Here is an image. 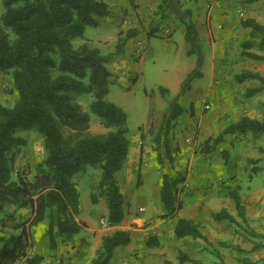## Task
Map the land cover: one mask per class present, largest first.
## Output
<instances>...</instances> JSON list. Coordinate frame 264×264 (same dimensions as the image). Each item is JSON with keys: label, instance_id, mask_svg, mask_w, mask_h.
<instances>
[{"label": "trees", "instance_id": "16d2710c", "mask_svg": "<svg viewBox=\"0 0 264 264\" xmlns=\"http://www.w3.org/2000/svg\"><path fill=\"white\" fill-rule=\"evenodd\" d=\"M257 1L260 0H247V3ZM3 4L4 11L0 17V72H7L11 76V93L16 95V99L13 105L0 102V213L13 206L17 210L29 208L33 216L29 227L23 222L15 226L18 230L16 233L0 235V264H18L22 259L23 264H43V254L28 255L32 228L43 226V235L52 251L75 238L82 228L76 220V216L82 212V205L73 177L88 166L101 170L98 189L107 202L109 224L120 225L125 218V196L118 174L129 156L128 115L121 106L106 99L113 75L108 63L124 52L126 43L138 35V30L129 28L126 35L124 30L120 31L115 50L104 54L88 41L75 47L74 40L84 39L86 27L97 26L100 17L112 15L108 0H3ZM241 24L248 30L247 38L241 43L242 55L264 61V24L253 18H243ZM186 39L191 45L199 42L191 22L187 23ZM252 49L262 53L253 52ZM199 64L202 65V61ZM195 74L194 71L189 73L180 96ZM250 79L258 80L261 84L249 88L247 97L264 90V75L261 73L245 70L235 75L238 83ZM159 92L163 97L170 98L167 88L160 86ZM83 93L92 94L91 111L101 118L105 126L113 128L106 136L88 134L76 140L65 137V127L82 132L89 126L90 114L82 109L76 99ZM172 102L162 130L153 138L156 162L160 168L166 169L160 186L164 217H175L183 207L178 189L186 179L176 168V160L182 151L178 153L173 149L171 140L166 137L168 128L185 112L178 98ZM31 129L42 136L47 152L32 177L25 171L14 172L15 157L27 144L19 131ZM248 132L258 138L262 136L264 120L243 116L229 124L217 138L206 139L202 153L210 155L214 152L211 141L218 143L228 134ZM261 151L264 153L263 147ZM251 161L257 162L258 159ZM227 195L234 199L241 221L248 223L246 205L239 189L231 188ZM93 200L96 202L98 199L94 196ZM212 217L216 221L227 220L236 227L243 226L226 208L214 212ZM1 223L4 221L1 220ZM236 231L250 240L253 247L248 250L228 241L220 242V247L245 254L237 259L241 264H258L259 260H253L247 254L264 248V233L251 226H247L244 233L238 228ZM174 232L178 238L192 236L202 239L212 247V250L208 247H204V250L220 259L217 264H225L222 253L194 220L178 218ZM130 242L131 233L128 230L117 229L105 235L90 264H113L117 248ZM148 243L159 245L155 239ZM179 261L205 264L183 251L180 252ZM261 261L264 264V259ZM58 264L64 263L59 261ZM166 264L173 263L168 261Z\"/></svg>", "mask_w": 264, "mask_h": 264}, {"label": "rangeland", "instance_id": "374dc122", "mask_svg": "<svg viewBox=\"0 0 264 264\" xmlns=\"http://www.w3.org/2000/svg\"><path fill=\"white\" fill-rule=\"evenodd\" d=\"M222 1L225 0H164L162 8H160L155 18H153V23L148 25L146 29H148L149 32L154 29L163 32L166 28L173 29V26H176V21L194 23V17L198 14L207 23L214 21V25L218 26V32H222L225 30L226 25L221 19V15H223ZM227 2L228 7L232 8L233 11L237 8L239 9L246 6L245 4L247 3V0H227ZM0 10H4L3 0H0ZM238 14L239 13H236V16H238ZM158 20H160V23H163L162 28L160 27ZM171 22L175 23L171 24ZM124 31L126 35V30ZM107 32L115 35L116 25H113L110 29H106L102 25H88L85 29V38L75 39L74 45L75 47H78L83 42L88 41L91 45L99 47L102 53L109 54L115 50L116 42H113V37L111 36L105 37ZM134 39H132V41ZM221 39H223V37L221 38V35L215 36V34H213L214 44L212 42L211 44H201V42H196L195 45H192L191 47V54L186 55L182 52V45L186 44V42L182 38V31L177 29L172 31L171 35L163 34L152 36L150 39L147 38L142 44L141 52H137L136 47L138 42L142 41V39L136 41L133 52L131 50L133 44H129L128 41L124 52L120 54V56L122 55L121 57L124 58V61L115 63V61H117L115 60L116 56L108 63V67L113 72V75L111 77L109 93L107 94L106 99L116 103L126 111L128 115L127 126L129 130V140L137 139V146H148L153 149L156 147L153 138L158 131L162 130L165 122L164 119L166 118L169 109H171L173 104L172 101L174 100V98L163 97L159 92V87H166L171 80L176 79L178 76L183 75L184 71L196 66L194 69L196 74L191 78L188 87H185L183 95L179 96L180 103L185 108L187 114H182V116L177 118L174 121V124L171 125L166 132V137L171 140L172 148L177 150L178 153L182 151L181 153L183 154L181 145L191 146L188 148V152L185 155H180L176 160V168L181 170L186 179V176L189 174L191 163V156L189 155L193 150H196V153L199 152L201 154L206 146V144H204L206 135L201 134L200 137V133L203 130H206L207 133H211L212 138H217L218 135L230 124L229 118L233 115V108L229 109L227 103L222 100L225 95L223 94V92H225L223 86L225 85L227 90L229 87L239 90V86L237 85L233 74L237 71L239 65L241 66V62L239 61L241 50L239 41L236 43L234 42L232 46L229 47L230 50H228V52L232 53L233 57L232 59H226L223 57L224 53ZM209 56H212L213 59L210 66ZM199 61H202V65L199 64ZM221 65L222 68H227L226 70L229 72L224 78V85L218 87L215 92L209 91L210 94H205L208 93V85L212 81L208 74L219 70V68L221 69ZM238 70H240V68ZM203 71H207L208 74L204 75ZM12 87L13 83L9 73L0 72L1 103L5 105H13L16 95L11 93ZM191 88L193 90L190 91ZM257 95L259 97H264V91ZM76 99L81 104L82 109L90 114L91 120L88 128L82 132L71 130L66 127L63 128L64 135L67 139L76 140L88 134L106 136L113 130V128L105 126L101 118L91 111L90 103L93 100L92 94L83 93L78 95ZM238 99L239 98H235V100ZM191 102H195L196 107L201 110L198 117L195 115L194 103L191 105ZM207 105H209V107H207ZM191 112L194 113V115H191ZM205 118H209L207 120L214 118V125H209L208 127L204 120ZM204 132L205 131H203V133ZM19 135L26 138L27 144L21 150L20 154L15 157L14 172L25 171L30 177H32L37 172L39 164L43 162L47 156L44 141L42 136L35 129L21 130L19 131ZM252 136L253 139L258 140V143H260L258 148L261 157L257 158V162L251 161L255 160V157L249 158L248 162L254 165L258 164V166L263 169L262 172L264 173V153L261 151V148L264 147V134L260 138L255 137L254 135ZM238 140L239 137L237 135L228 134L221 142L214 143L211 141L210 146L213 145L215 149L214 152L208 155L211 156L212 165L213 161H215L213 154H218L217 158L222 156L226 164L230 161H233L237 167L243 164L241 161V149L238 146ZM155 154L156 152L154 151L150 156H142L141 161L137 163L138 167L133 164L128 165L126 160L118 174L125 196V218L120 225L115 226L118 227L125 225L132 228H140L141 231H146L147 228L153 226V228L148 229L150 233H148V235L146 234L145 238H141L142 241L137 244L138 251H142L143 254L141 255L137 252L132 255L136 259H141V264H147L150 255L155 256L160 250L162 242L159 240L158 231L165 234L168 246L173 245L172 238H174L172 227L168 220H165L161 225L155 224L161 219L173 218L164 217V210L161 213L159 209L162 207L160 201L162 174L166 169L159 167L156 162ZM222 171H225L224 168ZM252 174L257 176L256 179L261 178L260 185L264 182L262 173ZM100 179L101 170L94 166H88L85 170L77 173L73 177V181L79 189L81 205L85 209L87 217L95 226H100L102 228L101 232H103L105 236L112 234L114 231L121 228L113 229L111 228L112 225H104L102 222V220H107V216H105L107 202L105 198L99 194L98 185ZM221 180H224V177L221 178ZM235 180L236 176L231 177L226 181L228 184V190L235 188L232 186L234 185L233 183H235ZM184 187L185 189H189V187H186L185 185ZM184 187L182 184L179 186L178 193L180 199L181 194L185 191ZM245 191L247 192L249 190ZM94 196L98 199L96 202L93 200ZM190 203L191 199H185L184 204L186 206H189ZM141 208L144 209L141 210ZM184 213L185 212L182 214L184 215ZM32 216V211L29 208L17 210L13 206L7 207L0 213V235L8 236L12 233H16L18 230L15 226L23 222H26V226L29 227V222ZM1 220H3L4 223H1ZM252 221L253 224L251 222L245 224L241 221L243 226H237V228L243 232H245L244 230L247 226H251L259 232L261 229H264L263 225H260L263 222L256 220ZM81 223L84 224L85 222L81 221ZM43 234V226L32 228V236L28 251L29 256L43 254V264H58L59 261H62L64 264L87 263V254L81 249V246L76 245L71 248L70 245L61 244L56 251H52L48 247L47 238ZM233 236L234 235L231 236L230 234H225L223 237L226 240L229 239L228 242L240 239V243L244 246L249 244L247 240ZM90 239L92 240V247L94 245V239L93 237H90ZM153 239L159 241L158 246H152L148 243V241ZM175 239L179 240L177 237ZM184 242H187L189 249L191 248L194 251L191 252L187 247V251H190L192 257L203 259V255L206 254L205 251H203L202 254L198 252V248L203 247L205 244L203 240L188 236ZM146 246L149 248L147 254L144 252ZM230 254H232V252L226 255L228 264H239L232 262ZM140 255L141 258L139 257ZM250 256L253 258V253L250 254ZM203 260H207V255H205ZM116 262L113 264L122 263H118L117 260ZM23 263V259L18 262V264ZM185 264L192 263L187 262Z\"/></svg>", "mask_w": 264, "mask_h": 264}, {"label": "crops", "instance_id": "0c3cea01", "mask_svg": "<svg viewBox=\"0 0 264 264\" xmlns=\"http://www.w3.org/2000/svg\"><path fill=\"white\" fill-rule=\"evenodd\" d=\"M163 1L164 0H134V1L108 0L110 9L112 10L113 13L111 16L100 17L99 19L100 21L97 26L102 25L106 29H110L111 27H113V25H116L115 35H112L109 32H107L105 35V37H109V36L113 37V42H117L118 34L122 30H127L129 28H135L139 30V33L135 37V39L133 41L132 40L129 41V44H133V48L131 49L133 52L136 45L135 43L136 41H138V39L139 40L142 39L141 42L143 44L147 38L150 39V37L155 35H163V32L161 30L154 29L149 32V30L146 29L148 25L153 23V18H155L157 12L162 7L161 5L163 4ZM222 3H223L222 4L223 15L221 14L220 15L222 21H224L226 24L225 30L222 32L220 31L218 32V26L214 25L215 23L214 21H211V23L209 22L207 23L198 14L195 15L193 22L195 23L194 28L197 31L199 42H201V44H205V43L211 44V42L214 44L213 34H215V36L221 35V38L223 37V39H221L222 41L221 45L224 53L223 57H225L226 59H232L233 57L232 53L228 52V50H230L229 47H231L234 42L236 43L239 41V46L241 50L239 61L241 62V66L239 65L240 70H238L239 69L238 68L237 71L234 72L233 77L235 78V75L237 73H241L245 70L259 72L262 75H264V61L253 60L251 58H248L247 56L242 55V47H241V43L247 38V33H248V30L241 24V19L253 18L256 19L258 22L264 24V0L254 2L252 4L246 3L245 4L246 6L239 9L237 8L236 10L233 11L232 8L228 7L227 0L222 1ZM3 11L0 10V17ZM236 13H239L238 16H236ZM158 22L160 27L162 28L163 23H160V20H158ZM173 23L175 22H171V24ZM187 23L189 22L183 23L181 21H176V26H173V29L170 30H171V34L172 31H175L177 29L182 31V38L186 42V44L182 45L183 47L182 52L183 54L189 55V51L191 50L192 45L186 39ZM252 51L256 53H262L258 49H252ZM121 56L118 55L116 57L115 60L117 61H115V63L119 61H124V58H122ZM212 61H213L212 56H209V66ZM195 67H192L191 69L184 71L183 75H180L176 79L171 80L166 87L162 86L169 90L170 98L180 99L179 96L182 92L183 83L187 78V76L189 75V73L194 71ZM220 67L221 69L219 68V70L213 73L210 72V74H208L207 71L205 72L203 71L204 75L208 74L212 79L211 83L208 85V89H209L207 91L208 93L205 94H210L209 91L215 92L218 89V87L224 85L223 84L225 82L224 78L229 74V72H227L226 70L227 68L225 69L222 68V65ZM237 85L239 86V90H236V88L232 89L230 87L227 90L225 85L223 86L225 88L224 90L225 92H223V94L225 95L223 96L222 100L227 103V107L229 109L233 108L234 110L233 115L231 114L232 116L231 118H229V123L231 124L237 122L243 116H249L252 118L264 120V97H259L257 95L258 93L264 90L256 93L253 96L250 97L246 96V92L248 91L249 88H254L260 85L259 81L250 79L242 83L237 82ZM192 88L190 89V91L193 90ZM235 98H239V99L235 100ZM193 103L195 108V115L196 117H198L199 114L201 113V110H199L196 107L195 102H191V105H193ZM185 113L186 112H184V114ZM192 114L194 115V113L191 112V115ZM207 119L209 118H205L204 120L208 125V127L209 125L211 126L214 125V118L210 120ZM203 131L205 132L203 133ZM203 131L200 133V137L201 134L206 135L205 140L211 137V133H207L206 130ZM235 135L239 137L238 146L241 149L240 155H241V161L243 162V164H241L239 167H237V165L233 161H230L228 164H226L222 156H219L220 158H217L218 154L217 155L213 154V158L215 159V161H213V165L211 161V156H208L205 153L200 154L199 152L196 153V150H193L192 153L189 155L191 156V161H190L191 163L189 167L190 170H189V174L186 176L187 179L182 183L183 187L185 185L186 187H189V189H185L184 187L185 191L181 194L183 207L178 211L175 217L168 219L164 218L155 223L161 225L165 222V220L169 221L174 236V238H172L173 245L168 246L166 243L165 234H163V232L158 231L159 240H161L162 242L160 246V250L157 252L155 256L150 255L147 264H166L168 261L172 262L173 264L187 263V262L181 263L179 261L180 252L182 251L186 252L189 256H191L190 255L191 253L190 251H187L189 249L188 243L184 242L186 237L178 238L175 235L174 229L178 218L192 219L195 222H197L200 225L201 231L207 236L209 241L212 242L214 246L217 249H219V251L222 253L225 264H228V259L226 257L228 253L232 252V254H230L231 255L230 257L232 258V262H236V263H239L237 260L238 258H242L245 256V254L240 253L238 251H234L229 248L220 247V242L229 240V239L227 240L224 239L223 236L225 234H230L231 236L234 235L233 237H240L249 242V244L246 246L240 243L241 242L240 239L238 240L236 239V241L233 242L231 241V243L238 244L241 247L246 248L248 250L253 247V243L250 240L243 237L241 234H238L236 231L237 227H235L233 224L231 225L229 221L227 220L216 221L213 220L212 217V214L214 212L226 208L230 213L236 216L237 220L241 222L239 216L237 215V207L234 199L227 195L228 184L226 181L229 178L236 176L235 183H233L234 185L232 186L237 187L239 189L241 198L246 205L248 223L251 222L253 224L252 220L261 221L263 223H261L260 225H263L264 227V182L260 185L259 183H261L260 182L261 178L256 179L257 176H254L252 174V173L254 174L262 173V176L264 177V173L260 169L254 171L255 167H259V168L261 167L258 166V164L254 165L248 162L249 158L255 157L257 159L261 157V153L258 148L260 146V143H258V140L253 139L252 136L253 134L251 132H248L246 134H235ZM130 141L131 143L129 149V156L127 158V164L128 165L133 164L136 167H138L137 163L141 161L142 156L152 155L155 149L149 148L148 146H143V147L137 146L136 143L137 139H132ZM181 147L183 149V154L185 155L188 152L187 151L188 148H190L191 146L181 145ZM223 168L225 171H222ZM223 177L224 180H221V178ZM245 190H249V191L246 192ZM185 199H191V203L189 204V206H186L184 204ZM159 209L162 213L163 208L161 207ZM183 212H185L184 215L182 214ZM107 214H108V206L106 208L105 216H107ZM76 219L82 225V228L80 232L75 236V238L71 242H68L66 244L70 245L71 248H73V246L76 245L81 246V249L84 250L85 253L87 254L86 257L87 263L84 264H89L91 260L95 257L96 251L101 247L104 234L103 232H101L102 228L100 226L99 227L95 226L93 222L89 220V218L86 215L85 209L83 207L81 214L78 217H76ZM81 221L85 223L82 224ZM111 228L113 229L121 228L123 230H128L131 233V242L126 246H120L117 248L113 259V263L116 262L117 260L118 263L122 262L121 264H125V263L141 264L140 262L141 259H136L132 255H134L137 252H139V254L141 255L143 254L142 251L140 250L138 251L137 244L138 242L140 243V241H142L141 238H145V235L146 234L148 235V233H150L148 229L153 228V226L147 228L146 231L143 230L141 231L140 228L127 227L125 225L123 226L121 225L118 227L111 226ZM241 232L244 233L243 231ZM260 232L264 233V229H261ZM90 237H93L95 246L93 245L91 247L92 240L90 239ZM176 237L179 240H176L175 239ZM204 243L205 244L203 247L198 248V252L202 254L203 251H205L206 253L205 255H207V260L206 261L203 260L205 255H203V259H199V258H195V259L202 260L205 264L219 263L220 259L218 257L212 254L210 251L204 250V247H208L210 250H212L211 246L207 245L205 241ZM148 249L149 248L146 246L144 251L146 254ZM189 250H191V252H194L191 248ZM252 253L254 255L253 258L250 256V254ZM141 255L139 256L140 258ZM247 256L251 257L253 260H259L258 264H263V261L261 260L264 259V248L257 249L254 252L247 254Z\"/></svg>", "mask_w": 264, "mask_h": 264}, {"label": "built area", "instance_id": "2783aa9c", "mask_svg": "<svg viewBox=\"0 0 264 264\" xmlns=\"http://www.w3.org/2000/svg\"><path fill=\"white\" fill-rule=\"evenodd\" d=\"M163 34L164 35H171V30L169 28H166L163 30ZM136 51L137 52H141L142 51V42L139 41L138 45L136 47ZM207 107H209V105H207ZM144 208H141V210H143ZM104 225H109V221L108 220H102Z\"/></svg>", "mask_w": 264, "mask_h": 264}]
</instances>
